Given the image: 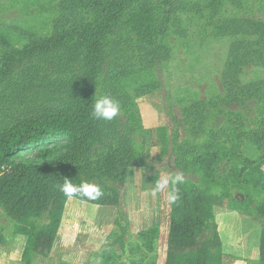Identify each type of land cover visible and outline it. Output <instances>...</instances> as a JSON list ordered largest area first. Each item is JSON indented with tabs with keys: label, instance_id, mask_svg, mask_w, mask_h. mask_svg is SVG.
<instances>
[{
	"label": "rangeland",
	"instance_id": "rangeland-1",
	"mask_svg": "<svg viewBox=\"0 0 264 264\" xmlns=\"http://www.w3.org/2000/svg\"><path fill=\"white\" fill-rule=\"evenodd\" d=\"M174 2L178 11L166 32L151 35L154 43L170 50L167 60L117 79L113 78L115 70L107 74L106 64L97 77L95 100L114 82L112 98L121 107L119 116L111 121L115 134L130 139L134 161L146 157L153 166L128 168L123 184L107 181L94 167L89 177L80 180V184L98 185L102 196L108 195V190L119 194V207L113 209L115 220L119 218L118 226L114 221L111 237L101 250L92 252L90 259L89 254L83 264H103L107 254L111 258L108 264H157L158 261L165 264L170 217L168 192L176 173L184 175V182L178 185L186 193L206 197L211 208V219L198 242L206 240L215 227L222 247V264H258L259 239L264 226V218L258 215L264 203V140L259 142L264 131V66L254 61L255 64L238 72L234 80L229 64L234 43L255 39L248 36L253 29L249 23L264 24V0ZM59 14L55 0H0V51L1 40L11 48L20 49L29 36L49 37ZM228 25L248 28L246 32L229 33ZM147 26L152 28L149 21ZM135 34L136 30L128 37L140 46L143 35ZM124 35V32L119 34ZM43 63L32 76H26L30 63L15 66L10 79L18 81L21 79L18 76L23 75L29 80L18 91L0 88V119L6 114H22L23 109L35 111L36 116L38 111L63 113L74 107L76 100L68 97L63 86L55 85L56 81H64V77L54 76L47 58ZM32 66L39 69L40 65L32 63ZM141 66L144 67L135 64L137 69ZM148 87L155 90L139 94ZM193 107L197 114L186 119L184 111H192ZM100 131L89 155L91 163H99L98 168L102 167L108 150L100 137L106 131ZM181 147L184 149L179 151ZM84 153L87 157L88 152ZM212 153L224 155L235 169L246 168L245 180L213 179L198 170L197 159ZM165 177L169 186L153 196L155 183ZM107 217V210L100 206L75 198L67 200L55 253H60L63 244L71 246V251L77 244L88 245L90 237L102 231L100 222ZM34 222L46 223V213ZM13 225L0 205L1 251L15 238ZM67 228L74 232L68 233ZM148 231L156 233L151 251L144 248L148 239L140 236ZM117 237L122 238L123 249L115 243ZM48 257L38 258L33 264L56 263V256Z\"/></svg>",
	"mask_w": 264,
	"mask_h": 264
},
{
	"label": "trees",
	"instance_id": "trees-1",
	"mask_svg": "<svg viewBox=\"0 0 264 264\" xmlns=\"http://www.w3.org/2000/svg\"><path fill=\"white\" fill-rule=\"evenodd\" d=\"M55 4L60 14L49 37L29 36L20 49L11 48L1 40L0 88L18 91L29 79L23 75L18 76L21 78L18 81L10 79L15 66L30 63L26 76H32L47 58L54 76L64 77V81H56L55 85L63 86L68 97L76 100L74 107L63 113L38 111L34 116L35 111L23 109L22 114H6L0 119V205L14 223L12 234L25 238L22 264H33L36 259L49 256L69 198L100 207H119V194L113 190H108V195L96 202L81 196H65L58 187L65 179L79 185L81 179L89 177L90 170L95 171L94 167L95 172L107 181L123 184L128 168L153 166L146 157L134 161L130 139L127 135L119 137L115 134L112 122L93 118L94 86L106 64L107 74L113 69L116 73L113 78L117 79L167 60L170 50L154 43L151 35L153 32L157 35L165 33L178 11L174 0H55ZM148 21L152 28L147 26ZM249 24L253 29L248 36L254 37V41L234 43L231 47L233 57L229 71L234 80L238 72L255 64L254 61L264 66V24ZM247 28L228 25L226 32H246ZM134 29L137 37L143 35L140 46L128 37ZM123 32L125 35L119 36ZM32 63L37 67L40 65L39 69ZM136 63L144 67L137 69ZM119 68L120 71H116ZM113 83L104 95H114ZM153 90L154 87L144 88L139 94L146 95ZM195 109H186L185 118L196 115ZM101 129L106 131L100 137L108 150L102 167L98 168L99 163H91L89 155ZM259 138V142H263L264 131ZM183 149L181 147L179 151ZM84 152H88L87 157ZM197 169L223 181L240 182L246 178V168H233L230 161L218 153L198 158ZM173 187L177 188L180 198L176 203H170L165 264H222V247L215 227L206 240L201 244L198 242L211 219L207 198L194 192L186 193L178 184L171 189ZM44 213L46 223L36 224L34 220ZM258 215L264 218V203L258 209ZM118 219L115 221L117 226ZM155 234V231H148L140 235L148 239L144 243L145 249L152 250ZM115 243L120 249L124 248L121 237H117ZM258 252V264H264V226ZM102 261L108 264L111 258L107 254Z\"/></svg>",
	"mask_w": 264,
	"mask_h": 264
},
{
	"label": "crops",
	"instance_id": "crops-1",
	"mask_svg": "<svg viewBox=\"0 0 264 264\" xmlns=\"http://www.w3.org/2000/svg\"><path fill=\"white\" fill-rule=\"evenodd\" d=\"M72 199V198H69ZM68 199V200H69ZM103 208V210H107V218L102 220L100 222L101 227H102V231L97 234H95L93 237H90V242L88 243V245H79L77 244L75 249H72L71 251V246L67 245V244H63V249L58 252H60L59 254L55 253V250L57 252V249H55L56 247V242L57 239L61 233V228H62V223L60 224V228H59V232L57 234V237L53 243V246L51 248V252L49 254L48 259L53 258L54 256H56V263L55 264H83L84 260H86L89 257V259L92 256V252H97L99 250L102 249V247L104 246V242L106 241V239H108V237L111 234L112 231V224L115 220V214L113 212V209L115 207H101ZM110 212V216H109V212ZM106 225H107V229H106ZM67 232L72 234L74 232V230L71 228H67ZM67 240V239H66ZM25 243V238L22 236H15L14 240L12 241V243H10L7 247L4 248V251H1L2 249H0V264H22L21 263V254H22V250H23V246ZM2 248V247H1ZM74 251V252H73ZM73 252V253H70ZM13 254H15V256H13ZM55 254V255H53ZM88 255V256H87ZM88 260V259H87ZM256 260V259H255ZM37 260H35L36 262ZM256 262V261H255ZM121 264V263H119ZM157 264H160V262L158 261Z\"/></svg>",
	"mask_w": 264,
	"mask_h": 264
},
{
	"label": "clouds",
	"instance_id": "clouds-1",
	"mask_svg": "<svg viewBox=\"0 0 264 264\" xmlns=\"http://www.w3.org/2000/svg\"><path fill=\"white\" fill-rule=\"evenodd\" d=\"M121 112L120 104L117 100L112 98L110 95H103L97 99L92 106V116L98 121L111 122L115 120ZM184 182L183 173H176L171 178V184L177 185ZM169 186V179L162 178L155 183V187L151 190V194L155 196L157 193L162 192ZM59 190L67 197L81 196L91 200L100 198L103 193L98 185L82 182L79 185H74L71 180L65 179L62 185H59ZM179 193L176 187H173L168 192L169 203H176L179 200Z\"/></svg>",
	"mask_w": 264,
	"mask_h": 264
}]
</instances>
